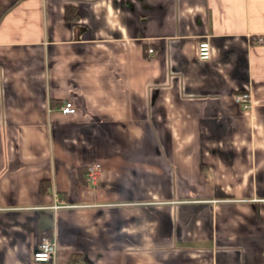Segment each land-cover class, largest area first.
I'll list each match as a JSON object with an SVG mask.
<instances>
[{"label":"crops","instance_id":"1","mask_svg":"<svg viewBox=\"0 0 264 264\" xmlns=\"http://www.w3.org/2000/svg\"><path fill=\"white\" fill-rule=\"evenodd\" d=\"M260 199L264 0H0V264H264Z\"/></svg>","mask_w":264,"mask_h":264},{"label":"built area","instance_id":"2","mask_svg":"<svg viewBox=\"0 0 264 264\" xmlns=\"http://www.w3.org/2000/svg\"><path fill=\"white\" fill-rule=\"evenodd\" d=\"M258 41H261V38H257ZM148 52L152 53V49H148ZM196 55L200 59H207L210 56V44L207 39L201 40L196 49ZM234 101L243 109L246 110L250 106V94L249 92H241L234 96ZM61 113L63 114H71L74 112V107L69 101H65L62 103L59 107ZM86 180L91 185H94L98 178H99V165L94 164L87 167L86 171ZM260 201L264 202V199H260ZM65 207L69 206L67 204H58L54 205V207ZM55 242L50 237L43 236L36 249L32 253V260L36 263H46V262H52L55 257Z\"/></svg>","mask_w":264,"mask_h":264}]
</instances>
